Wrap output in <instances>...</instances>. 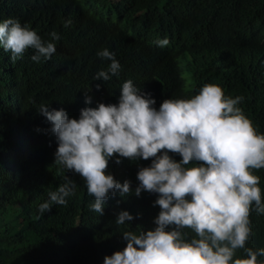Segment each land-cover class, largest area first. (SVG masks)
Instances as JSON below:
<instances>
[{
	"label": "trees",
	"instance_id": "obj_1",
	"mask_svg": "<svg viewBox=\"0 0 264 264\" xmlns=\"http://www.w3.org/2000/svg\"><path fill=\"white\" fill-rule=\"evenodd\" d=\"M106 11L114 16L113 23L102 21ZM0 13L56 45V53L38 63L31 60L33 49L15 61L9 52L5 59L12 64L0 57V264H103L106 256L126 247L125 231L154 230L160 211L153 206L158 194L135 195L137 173L152 159L115 155L105 174L121 185L129 181L130 192H110L102 214L90 210L94 198L84 180L55 164L58 145L52 125L39 111L42 105L49 111L63 109L69 119L78 120L83 108L117 104L127 80L150 94L156 109L164 100L181 99L210 82L220 85L226 97H243L237 106L257 134L264 133V0H0ZM67 21L71 23L65 27ZM52 32L60 39L53 41ZM165 38L169 43L164 50L152 48L156 39ZM104 49L115 54L120 71L108 81L94 80L111 63L97 55ZM88 97L90 104L85 103ZM9 98L21 106L19 117L37 129L28 156L22 155L16 168L10 164L13 171L4 163L14 146L10 127L19 117H8L4 99ZM169 156L181 160L177 154ZM260 176L264 202V173ZM67 181L75 187L66 205L53 204L41 215L39 206ZM123 211L133 219L117 225ZM249 219L253 236L245 247L264 248V214L253 212ZM245 256L238 249L233 259ZM257 259L264 264V257Z\"/></svg>",
	"mask_w": 264,
	"mask_h": 264
},
{
	"label": "clouds",
	"instance_id": "obj_2",
	"mask_svg": "<svg viewBox=\"0 0 264 264\" xmlns=\"http://www.w3.org/2000/svg\"><path fill=\"white\" fill-rule=\"evenodd\" d=\"M113 17L106 11L102 21L113 23ZM50 36L53 41L60 39L56 32ZM168 43L166 38L156 39L152 48L161 51ZM28 49L34 50L31 60L37 63L56 53L54 43L43 41L15 17L0 13V57L12 64L5 59L9 52L15 61ZM97 55L111 63L106 71L97 72L94 80L108 81L118 75L120 64L114 53L104 49ZM216 56L225 65L218 53ZM220 87L204 82L181 99L164 100L156 109L150 94L127 80L117 104L83 108L78 120L69 119L63 109L40 107L58 145L55 164L79 174L87 194L94 198L90 210L98 214L103 213V202L110 192L118 190L121 196L130 192L129 181L121 185L105 174L109 159L114 155L128 160L152 159L149 167L137 173L135 195L139 197L142 191L158 194L153 205L160 209L153 221L155 228L125 231L126 247L106 256L103 264H259L257 258L264 257V248L245 247L252 240L249 216L253 210L264 214L260 178L252 172L261 169L264 173V133L257 134L237 106L243 97H226ZM85 103L90 104L91 98ZM11 131L16 143L15 126ZM36 131L21 129L20 139L33 142ZM169 153L181 160L176 162ZM10 164L5 167L13 170ZM74 187L67 181L50 192L48 202L39 206L41 215L53 204L66 205ZM132 219L123 211L115 223L124 225ZM186 229L194 237L189 238ZM238 249L244 251L246 259H233Z\"/></svg>",
	"mask_w": 264,
	"mask_h": 264
},
{
	"label": "rangeland",
	"instance_id": "obj_3",
	"mask_svg": "<svg viewBox=\"0 0 264 264\" xmlns=\"http://www.w3.org/2000/svg\"><path fill=\"white\" fill-rule=\"evenodd\" d=\"M4 102L6 104L8 117H11L13 115L14 119L18 118L21 113V106L18 105L16 102L12 101L10 98L8 100L4 99ZM13 110H16V112H13ZM13 126H15V131L19 139H20L19 134H20L21 129H31L32 128V129L37 130L34 127V125L28 122L24 117H19V122L16 124L12 123L10 128H13ZM19 139H17V142L14 143V146L11 148V152L7 155L5 159V163H4L6 164L10 161V163L13 164L15 168H16L15 163H17V161H20L19 158L28 152V150L30 149V146L33 143L30 139H22V140L21 139L19 140ZM26 156L28 155L26 154ZM9 171H13V170H9ZM253 171L256 173V176H259V178L261 179L260 173H262L263 175V172L261 171V169L253 170ZM253 212L257 213L255 210H253ZM250 227H251V232H252L250 237H252L253 236V224L251 223V220H250ZM248 241H251V240H248Z\"/></svg>",
	"mask_w": 264,
	"mask_h": 264
}]
</instances>
